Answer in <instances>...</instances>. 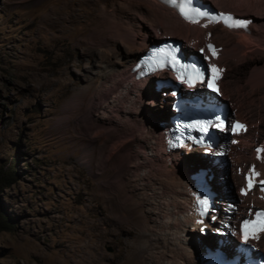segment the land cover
<instances>
[{"label": "rangeland", "instance_id": "rangeland-1", "mask_svg": "<svg viewBox=\"0 0 264 264\" xmlns=\"http://www.w3.org/2000/svg\"><path fill=\"white\" fill-rule=\"evenodd\" d=\"M117 1L106 0L103 3L108 6V11L113 3L119 6L116 11L119 19L126 21L128 16L129 19L134 17V14L128 13V9L121 8ZM207 1L216 6L214 1ZM71 3L72 0H69V3L64 0H0V205L6 218L11 221V230L0 232V264H130L127 259L129 246L132 245L134 236L140 234L137 225L134 229L131 228V236L127 235L124 230L128 228L119 223L120 211H117L118 208L122 211V206L129 207L136 198L141 197V191H136L133 186L135 184L143 187L140 176L125 171L127 164L119 161V151L113 156L112 166L109 168L106 166L108 163L93 168L91 161L97 162V152L104 147L103 142L107 136H113V128L104 124L111 122L119 125L144 111L147 119L159 122L162 129L163 124H167L172 116L170 105L173 98L165 99L158 93L156 106L145 102L141 109L132 102V96H129L131 99L126 98L131 102L111 98L108 103L102 101L104 105L98 107L101 102L94 96L98 92L102 93V74L99 67L93 64L100 59L91 55L88 48L103 50L117 44L123 52L125 49L118 43L113 34V27L109 25L111 14L106 13L109 16L102 18L103 20L97 17L92 25L93 19L87 7L76 4L70 6ZM233 5L239 6L237 1ZM262 8L264 9V6L259 9L264 14ZM98 11L100 13V9ZM241 15H246L253 22L256 16L249 13ZM88 25V30L91 31H87V39L83 32ZM108 27H111V32ZM263 29H258V35L264 34ZM164 36L160 37L161 40L157 39L158 36L153 37L149 45L167 38L179 40L175 35H169L167 38H163ZM179 41L184 42L182 39ZM242 47L230 39L227 46L221 49V53L231 51L228 53L234 54L238 64L231 56L226 55L221 64L227 70L218 83L223 85V80L226 81V97L221 95V98L228 103L233 119L237 118L239 113L246 121L247 137L243 140V147H237V154L234 152L233 161L230 156L224 154L226 161L220 160L212 173L215 175V191L219 185L217 178H220L216 171L222 170L223 180L217 187H223L231 197L243 194L237 200L232 199L230 203H237L239 206L244 198L246 200L243 204H247L244 209L248 211L256 207L264 208V201L258 197L254 198L259 195V186H262L260 182L264 181V175L260 174L253 179V187L246 195L242 192L248 188V176L253 166L259 173V161L253 155L258 149H262L264 144V124L263 133L256 131L255 124L259 118L264 121V101L256 94H251L253 89L249 84L250 76L256 73L252 65L256 64L253 59L259 49L255 46ZM193 50L195 49H189L191 52H194ZM111 54L106 59L114 60L119 55L116 51ZM210 59L217 62L218 56L211 53ZM207 63L209 64L208 60ZM229 66H234L232 72ZM149 90L154 95L153 83ZM261 91L264 92V88ZM147 96L146 99L149 100ZM248 130L250 131L247 132ZM221 137L223 140L220 148L225 142V137ZM128 143L126 147L132 146L134 151L140 146L138 138L130 139ZM92 150L93 156L90 154ZM189 153H182L180 165L182 170L190 168L194 174L198 172L195 166L206 159L190 163L194 155L201 154ZM188 163L194 167H190ZM105 172L107 175L104 177ZM234 177L240 181L237 185L234 183ZM115 178L119 179L120 184H124L127 191L130 190V195L125 201H121L125 195L120 184L117 185L120 189L116 187L115 191L107 187V183L113 182ZM7 185L10 186L6 187ZM146 193L153 194L152 191ZM152 196L148 195L147 198L152 201ZM166 200L168 201V197L159 198L157 201L160 205L156 207L164 209ZM150 201L149 205L142 209V214L144 213L147 219L151 217L149 224L154 230L153 234H160V230L152 221L156 219L161 222L156 216L159 211ZM127 208L122 212L125 213ZM181 221H184L182 216ZM117 228V234L111 235L109 230ZM105 230L106 232H102ZM188 231L187 228L185 234L183 233V239L187 238L184 237ZM212 231L207 229L211 238L193 233L195 237L192 241L197 253L205 252L204 246H201L202 250H198L200 240L205 245L211 240L214 242L216 234ZM173 236L170 237L171 242L182 243L174 233ZM191 239L187 240L190 242ZM141 243L150 245L147 244V239H140L139 245ZM261 243V248H264V235L261 236ZM133 248L139 261V256L142 255L140 248ZM157 252H162V249H153L151 255ZM200 255L201 253L197 254ZM142 260L144 264H153L148 255L143 254ZM195 261L197 262L196 259ZM164 264L168 262L165 261Z\"/></svg>", "mask_w": 264, "mask_h": 264}, {"label": "bare ground", "instance_id": "bare-ground-1", "mask_svg": "<svg viewBox=\"0 0 264 264\" xmlns=\"http://www.w3.org/2000/svg\"><path fill=\"white\" fill-rule=\"evenodd\" d=\"M64 1L69 3V0H64ZM103 1L106 0H72V3L70 5L72 6L76 4L84 7L86 6L88 11L91 13V19H93V21H91L92 25L93 22L97 19V17L102 19V18H106V16L108 17L109 15L107 14H111V18H110L111 21H109L110 19L107 20L109 22V25L111 24L112 26L111 25L110 26L113 27L114 37L117 39L120 45L124 46L125 49V52H123V50H121V48H119L117 44L113 45L112 47H107V48L103 47L104 48L103 50L88 48V51L90 52L91 55H95L97 58L100 59V61L96 62V64L99 63L98 65L93 64L94 66L99 67V69L101 70L100 73L102 74V81L100 80L101 85L99 84L100 88H102L100 90L102 93L98 92V94L94 96L99 102H101L100 104H98V107L104 105L102 104V101L105 102L107 101L108 103V100L111 98L113 99L118 98L119 101H121L128 98L129 96H132L131 97L132 102L136 103V105H139V109H141L142 104L145 102L148 105H152V106L157 105L158 95L154 93V91H152V93H154V95H152L151 91L149 90V87L151 86V83L149 82L151 81H148V79H146V81L145 80L139 82L134 81L132 77H130V70L133 67V65L139 60L140 56H142L144 52L148 50L150 46L153 45V44L149 45L151 39L155 36H158L159 38L157 39L161 40L162 38L161 36L164 35L165 36L163 38H167L169 37V35L171 36L175 35L174 37L178 38L179 40L182 39L185 42V47L182 50V55L184 57H186L189 53L191 54L193 53L189 51L190 48L195 49L194 52H197V50L200 48L204 49L205 44L207 42L214 41L216 44L215 56H218V61L216 62L214 60L215 57L214 59H209L210 53L208 52L205 53V58L208 59V62L211 65V67L215 65L217 68L222 70L220 73H218L219 78H221L222 75L227 70L221 64L222 59L226 55L229 57L231 56L232 60H234V62H237L238 64V61L234 59V54L228 53L231 51L228 52L223 51L221 53L222 51L221 49L227 46L228 41L230 39L236 41L245 48H249L253 46L257 47L259 51L256 54L255 58L254 59L252 58L253 61L255 60L256 63L252 65L256 73H254L252 76H250L249 74V76L251 77V80H249L250 81L249 84L253 89L251 91L252 92L251 94L254 95L256 94L257 96L261 97L262 100L264 101V92L261 91L264 88V59H263L264 34L258 35L257 33L258 29L264 28V14H262V12L259 9L264 6V0H212L216 5L214 7H218V9L220 10L233 11L236 12L238 15L239 13L241 14L249 13L254 16L256 15L257 17L255 16V20L253 22V25L251 26L253 30L249 34L243 33L241 31H237V33H235L236 31H229L226 28L222 27L220 24L213 25L207 22H202L199 24L185 23L184 21L181 20V18H179L176 15V13L173 10L166 8L163 4L159 2V0H118L117 2H119V4L118 3L117 4L120 5L121 8L123 7L125 9H128L129 11L128 13L134 14V17L130 19L129 16L127 15L128 18L126 21H124L125 19L124 20L121 18L119 19L116 16V11L118 10L119 6H116V4L113 3L109 6L110 10L108 11L107 9L108 6H106L103 3ZM201 1L208 3L207 0H201ZM236 1L238 2L239 5L238 7L234 6L236 4L233 5V3ZM101 2L104 5L103 4L101 5L100 4ZM99 9H100V13L98 11ZM241 14H240L241 17H246V15H241ZM88 28L89 25L86 28V30H84L83 32L84 36H86L87 39H88L87 31H91L88 30ZM95 28H97V26ZM262 33H264V31ZM90 36L91 35H89V37ZM113 51H116L117 53H119V55L114 60L113 58L106 59L107 56L112 55L111 53ZM233 67L234 66L230 67L231 72L233 71ZM161 75L162 74H160L156 78H161L162 77ZM225 83L226 81L223 80V85H222L223 90H221L220 85H218L219 94L224 97H226V89L224 91V87H225L224 85H226ZM196 88L199 89L200 86H197ZM146 96L149 97V100L146 99ZM131 98L129 97V99ZM143 110H145V108ZM160 113L164 114L163 112ZM173 115L175 114L172 112V116ZM229 115L231 117L230 123H232L233 120H242L246 130L248 129L246 121H244V119L241 118L239 113L237 118L235 119H233L231 110L229 111ZM137 116L138 115H136L135 118H128L129 120H127V122L123 121L124 123H121L119 125H114L111 122H109L107 125L104 124V126H111L113 128L114 130L113 136H111L112 138L110 136L109 137L107 136V139L108 138L111 139L110 140L106 139V141L103 142L104 147H101L99 149V152L95 150V152L98 153L97 154L98 156L96 158L97 162L95 163L94 160L91 161V167L93 168H97V167L99 168V166H102L104 163L105 164L108 163V165L106 166L107 168H109L112 166L111 162L113 156L116 154V151H119L120 152L119 161L127 164L126 165L127 167L125 166V171L127 173H133V175L135 176L136 175L140 176L141 182L143 181L142 183L143 187H140V185H135V184L133 185L135 186L136 191L137 190L141 191L140 193L141 197L136 198L129 207L122 206V211L128 207L125 213H123L120 208H118L117 210L120 211V213H118L120 215L118 218L119 223L121 224L122 227L128 228L124 230L127 233V235L131 236L132 234L131 228L134 229V227L137 225L140 228V234L134 236L133 240H131V244L134 247L139 246L140 248L139 251L140 254L142 255L139 256V261H138L136 259L134 248L132 245H130L129 252L127 255V259L129 263L135 264L137 262L138 264H144L142 257L143 254H145L148 255V258H150V261H152L153 264H164L165 261H167L168 264H200L201 262L207 260L210 257L208 248H210V245L214 247L217 241L221 240V244L224 245V244H230L232 239H236V243H239L241 239L238 238L241 236V232L238 230V228H236L237 230L236 233L230 232L226 234L222 239H220L219 236L224 235L223 231L230 226V223L224 225L225 221L222 219L224 217L223 214L224 210H228L231 208L232 204L230 203V201H232V199L237 200L243 194H238L237 197H233V196L231 197L230 195H227L223 187L220 188L217 187L221 185L220 183L223 180V178H221L223 171L222 170L216 171L218 176H220V178H217V183L219 185L216 186V190H217L216 193L218 194L217 200L215 202V204L217 205L216 211L214 213L210 212L209 214L208 213L203 214L200 210L198 199L202 198L200 196H205L208 189L203 187L201 184H199L196 181V178L194 177V174L196 173L193 174L192 169L190 168H186V170L181 169V165H182L181 162L183 156H181L180 152H173V153L167 152L166 149L167 142L165 141V139H166V134H171L168 129L169 125H166V123H164L163 124L164 126L161 129L160 123L152 122L151 119L148 120L144 111L140 112V115L138 117ZM263 124L264 121H262V119L259 118L258 123L255 124L256 131L258 130L263 133V128H262ZM249 129H251V125L249 126ZM246 130H242L239 132V135H237L238 137H236L238 139L236 141V145L231 144L229 142H225V143L223 142L225 144L223 150L220 149L217 150L220 144L218 145L216 150L215 149L201 150L203 149V147L191 146L192 148L191 152L193 153L198 152V154L201 155L199 156L194 155V158H192L193 161H190V163L203 161L202 160L203 158L206 160L203 163H198L197 166L210 167L209 165L210 158L209 156H207L208 154H211L214 157L223 156L224 154H227L228 156H230V158L233 161L234 155L237 154L236 152L237 147L238 146L243 147L244 145L243 140L247 137L245 133ZM249 131L250 130H248L247 132ZM134 138H138V141L140 143V146L138 147V149L136 148V151H134L135 149L133 150L131 148L132 146L126 147L127 144H129L128 143L129 140L130 139L132 140ZM256 143L258 146L259 142L257 141ZM262 149H264V144L262 145ZM148 152L152 154L150 155L148 154ZM90 154L93 156L94 150H92ZM253 156L254 158H256V160L259 161V174L264 175V152H255ZM188 165H190V167H194V165H191L189 163ZM232 166H234L233 163ZM106 175L107 172L103 174L104 177ZM235 177H237V175ZM235 177H234V183L237 185L239 180L237 181ZM253 179L255 180V177ZM135 182L136 181H134V183ZM207 182L210 183L211 185L216 184L215 181L210 179H208ZM119 184H120L119 179L115 178L113 182L107 183V187L112 188L115 191L116 187L119 188V186H117ZM120 186L123 187L122 193H124L125 195L123 197V200L121 199V201H125L130 195L129 194L130 190L127 191L126 188H124V184H120ZM261 187H264V185L259 186V191ZM145 188L146 190L143 191V189ZM230 188L228 187V190ZM148 191H152L153 194H147L146 192ZM258 194L259 195L255 196L254 198L258 197L259 199L264 201V192L260 191ZM148 195H153L151 198L152 201H150V199L147 198ZM167 197H168V201L166 200L167 202L165 204L164 209L163 208L161 209V207L157 208L160 205L158 204L159 202L157 200H159V198L163 199ZM245 200L246 199L243 198L240 201L242 206L247 205L246 203L243 204V201ZM149 201L151 205H154V207L157 206L156 210L159 211V212L157 211L158 213L156 214V216L159 218V220H161V222L156 221V219L154 220L152 219V221L153 223L156 224L155 227H157V229L160 230V234L157 232L156 234H153L154 230L151 229V224H149V220L151 219V217L147 219V217L146 218L144 217L145 216L144 213L142 214L143 211L142 209L146 207L147 204L149 205ZM118 204H120L119 201ZM221 207H222V212H221ZM245 207L247 208V206ZM233 208L238 209V205L234 206ZM262 208L263 207H256L254 210L250 209L247 215H245L244 211H241L242 216L245 215L242 219L247 218V220H254L255 212ZM181 216L182 218H184V221H181ZM122 221H124V223H122ZM185 226H187L189 231L186 232L187 235H185L184 237L187 238L183 239L182 238L183 233L185 234V231L187 229V228L185 229ZM191 228L193 231H191ZM207 229L213 230L212 232L216 234L215 240L214 242L212 240L209 241V243H206V245L204 242L200 240V243H198L199 244L198 250H202L201 246H204L205 252H200L201 255L197 256V254L200 253H197V251L194 249L195 243L192 240L195 237V235H193V233L195 232L199 236L200 234H202L204 238H209L210 236L209 234H207ZM117 231L118 228L116 230H109L111 235H116ZM119 231H121V229H119ZM249 231L252 230L250 229ZM102 232H106V230ZM173 233L175 234V236H177V240L182 241L181 244L170 241V237H174ZM262 235H264V232L258 234V238H253L252 240H250L247 243V245L254 247L256 250H263L264 248L263 247L261 248L260 246V244L263 243V242L261 243ZM102 238L105 237L102 236ZM189 238H192L190 242L187 240ZM140 239H147V244L150 245L146 246L144 243H141L139 245ZM153 249L156 250L162 249V252H157L155 255L152 256L151 251ZM195 259L197 260V262L195 261Z\"/></svg>", "mask_w": 264, "mask_h": 264}, {"label": "snow or ice", "instance_id": "snow-or-ice-1", "mask_svg": "<svg viewBox=\"0 0 264 264\" xmlns=\"http://www.w3.org/2000/svg\"><path fill=\"white\" fill-rule=\"evenodd\" d=\"M166 3H170L171 5L178 7L179 11L182 16H184L185 19L189 20L192 23H197L198 21L194 19L196 16H205L206 13L204 12H199L196 10H193L190 7V0L185 3L177 4V0H165ZM212 19H217L216 17H213ZM224 22L228 24L229 27H246L247 25L245 23H242L238 20H233V17L229 16H224L223 17ZM231 21V23H229ZM208 48L212 52V55H216V50L213 48L211 44L208 45ZM155 55V54H154ZM173 60L175 58L173 57ZM176 63H179L176 61ZM180 68L182 69L181 72V79L184 78L185 75H187V80L184 82H187L190 84L193 83L194 78L203 80V73L199 68H196L194 65L193 66H187V65H180ZM222 70L217 68L215 65L211 67V72H212V79L208 83V87L212 88L213 90L218 91L215 85V80L219 79L218 73H220ZM217 127H223V122L221 121L218 125H215ZM201 129L204 131H207V125H200ZM246 130L245 126L241 123H236L234 128L232 129L233 131H239V130ZM258 152H264V149H258ZM259 158V157H258ZM260 174L255 170V166L251 169V172L248 176V188L242 190V192L246 195L247 191L250 190L253 187V178L256 176H259ZM262 185H264V181L260 182ZM260 191L264 192V187L260 188ZM199 204L202 206L204 211H207V206L208 202L207 200H199ZM243 229H244V239L245 241L248 240L250 232L249 230L251 229V235L253 238H258V233L264 232V211H258L255 213V219L254 220H246L244 221L243 224Z\"/></svg>", "mask_w": 264, "mask_h": 264}, {"label": "clouds", "instance_id": "clouds-1", "mask_svg": "<svg viewBox=\"0 0 264 264\" xmlns=\"http://www.w3.org/2000/svg\"><path fill=\"white\" fill-rule=\"evenodd\" d=\"M204 2V1H203ZM205 3V2H204ZM208 4H210L211 5V7L212 8H214V9H217L218 10V8H216V7H214L211 3H208ZM251 19V18H250ZM185 23H188V22H185ZM192 24V23H191ZM252 29V28H251ZM253 30V29H252ZM161 42V41H160ZM159 43V42H158ZM183 43V49H184V47H185V44H184V42H182ZM157 44V43H156ZM155 45V44H154ZM151 47V46H150ZM193 54V53H192ZM191 55V53H189L187 56H186V58L188 57V56H190ZM141 57V56H140ZM140 59V58H139ZM209 67H210V65H209ZM160 74H162L163 76H164V79H161V80H166V81H168V82H170L171 84H173L175 87L176 86H178V84H179V79L175 76V75H173L170 71H167V70H163ZM160 74H158V75H156V76H153V77H151V78H147L148 79V81H151V82H149V83H153V85H154V93H155V85H156V81L157 80H160L159 78H156V77H158ZM161 75V76H162ZM163 76H162V78H163ZM131 77V76H130ZM133 79V78H132ZM134 81H136V82H139V81H137V80H135V79H133ZM143 81V80H142ZM145 81H146V79H145ZM220 81V80H219ZM218 85H219V83H218ZM166 91V90H165ZM168 91V90H167ZM172 91V89H170V91L169 92H167V93H170ZM164 93V92H163ZM156 94H158V93H156ZM162 94V93H161ZM179 95L182 97V98H188V99H194V100H197V99H206V98H208V100L211 98L213 101H214V105H213V107H218L220 104H217V99L218 98H221V95L220 96H218V95H216V94H213L212 92H209L207 89H205V87H203V86H200V88L199 89H197V88H195V89H193V90H189V89H187L185 86H183L182 88H180L179 89ZM162 96H163V94H162ZM164 97V96H163ZM173 98V95L171 94V95H168L167 97H164L165 99L166 98ZM172 102H174V100H172ZM223 104V103H222ZM224 105H226L227 106V109H228V115H229V111H230V108H229V105H228V103L226 102ZM170 108H171V105H170ZM171 111H172V109H171ZM173 113H174V111H172ZM174 114H176V113H174ZM188 116H199V115H201V114H199L198 113V115H197V113H196V111H194V110H188V114H187ZM202 115H204L203 113H202ZM201 115V116H202ZM174 116V115H173ZM173 116H171L170 118H169V122H168V124H166V125H171L172 123H171V119H172V117ZM229 120L231 121V117H230V115H229ZM240 121H242V120H240ZM172 126V125H171ZM215 134H216V136L219 138V143L217 144V146H214V147H212V148H208L209 150L210 149H215L216 150V148L218 147V145L219 144H221V142H222V137L221 136H223V137H225V139H224V141L225 142H229L230 143V141H231V143L232 144H234V145H236V140H237V138L236 137H238L237 135H234V136H232L231 134H230V131H226V132H220V131H217V132H215ZM165 141H166V139H165ZM224 142V143H225ZM223 143V145H222V147L220 148V150H223V148L225 147V144ZM166 149H167V152L168 153H173V152H180L181 153V156H182V153H186V154H190V153H188V152H191V150H192V148L191 147H184V148H182V149H180V150H176V151H173V152H169L168 151V147H166ZM218 149V148H217ZM226 149V148H225ZM201 150H206V149H201ZM207 156H209V158H210V167H200V166H195V168H197V173H199L200 171H207L208 173H209V175H208V178L209 177H213V181H215V175H213V173L212 172H214L215 170H214V168L218 165L217 164V161H218V163H220V160H225L226 161V158L225 157H223V156H217V157H214V156H212L211 154H208ZM196 173V174H197ZM212 173V175H210ZM194 176H195V174H194ZM211 180V179H210ZM209 185L211 186V188L213 189V191L214 192H217V191H215V189H214V185H211L210 183H209ZM216 207H217V205H216ZM216 207L213 209V211H212V213H214L215 211H216ZM264 209V208H263ZM241 222V221H240ZM226 235V234H225ZM225 235H222V236H219L220 237V239H222ZM218 242V241H217ZM216 242V245L213 247H211V248H208V251H209V253H210V251L211 250H214L217 246H218V243ZM238 243H236V239H232V241L230 242V244H226V246H225V248L223 249L224 250V252L226 253V252H231V253H233L234 252V247L237 245ZM261 252H262V250H260ZM263 253V252H262ZM210 255V254H209ZM210 258V257H209ZM208 258V259H209Z\"/></svg>", "mask_w": 264, "mask_h": 264}, {"label": "built area", "instance_id": "built-area-1", "mask_svg": "<svg viewBox=\"0 0 264 264\" xmlns=\"http://www.w3.org/2000/svg\"><path fill=\"white\" fill-rule=\"evenodd\" d=\"M189 153V152H188ZM236 205H238L237 203H235L234 205H232L231 206V208L230 209H228V210H224V217L222 218L224 221H225V223H224V225L225 224H227V223H230V226L229 227H227L223 232H224V235L225 234H228V233H230V232H233V233H236V228H237V226L240 224V221H241V219L245 216V215H247L248 214V211H246L245 209H244V206H241L242 204L241 203H239V206H238V209H234L233 207L234 206H236ZM241 211H244V213H245V215H243L242 216V213H241ZM228 215V216H227ZM235 238H238V237H235ZM239 239V238H238Z\"/></svg>", "mask_w": 264, "mask_h": 264}, {"label": "trees", "instance_id": "trees-1", "mask_svg": "<svg viewBox=\"0 0 264 264\" xmlns=\"http://www.w3.org/2000/svg\"><path fill=\"white\" fill-rule=\"evenodd\" d=\"M10 185H7L6 187H9ZM11 221L6 218L5 213L2 210V207L0 205V232L1 231H7L11 230Z\"/></svg>", "mask_w": 264, "mask_h": 264}, {"label": "flooded vegetation", "instance_id": "flooded-vegetation-1", "mask_svg": "<svg viewBox=\"0 0 264 264\" xmlns=\"http://www.w3.org/2000/svg\"><path fill=\"white\" fill-rule=\"evenodd\" d=\"M219 85H220V87H221V90H223V86H222V84L219 83ZM223 98H224V96H223ZM223 98H218V99H217V104H222V103L225 104L226 101H224Z\"/></svg>", "mask_w": 264, "mask_h": 264}]
</instances>
